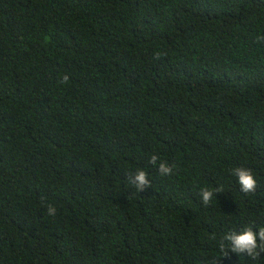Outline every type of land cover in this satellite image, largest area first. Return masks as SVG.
Returning a JSON list of instances; mask_svg holds the SVG:
<instances>
[{
	"label": "trees",
	"instance_id": "1",
	"mask_svg": "<svg viewBox=\"0 0 264 264\" xmlns=\"http://www.w3.org/2000/svg\"><path fill=\"white\" fill-rule=\"evenodd\" d=\"M247 226L264 0H0V264H264L224 253Z\"/></svg>",
	"mask_w": 264,
	"mask_h": 264
},
{
	"label": "clouds",
	"instance_id": "2",
	"mask_svg": "<svg viewBox=\"0 0 264 264\" xmlns=\"http://www.w3.org/2000/svg\"><path fill=\"white\" fill-rule=\"evenodd\" d=\"M67 80V77L64 78ZM158 160L157 155H152L150 158V163L156 165ZM172 166L167 163H160L158 166V172L161 175H171ZM232 175L237 177V182L240 186V190L244 193H251L256 190L257 181L253 172L250 168L236 167L231 170ZM129 181L134 187L140 191L144 192L151 187V182L148 179L147 173L143 170H137L134 174L129 177ZM221 188H216V192L221 191ZM200 198L204 205H208L212 200L214 193L213 191L202 188L200 190ZM49 215H55V207L49 205L47 209ZM224 240L228 242L229 247L224 249V253L231 251L237 254H243L249 258L256 259L259 257L261 252H264V227H260L259 230H254L252 227H244L239 232L233 231L227 233ZM209 264H214L212 260H209Z\"/></svg>",
	"mask_w": 264,
	"mask_h": 264
}]
</instances>
